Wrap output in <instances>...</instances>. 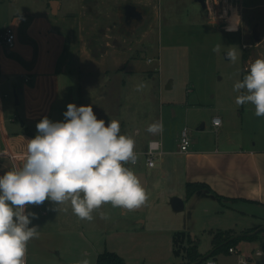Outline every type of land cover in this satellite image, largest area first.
<instances>
[{
	"label": "crops",
	"instance_id": "obj_1",
	"mask_svg": "<svg viewBox=\"0 0 264 264\" xmlns=\"http://www.w3.org/2000/svg\"><path fill=\"white\" fill-rule=\"evenodd\" d=\"M9 3L0 2V30L14 28L16 43L11 48L0 43V152L8 146L26 154L27 141L37 135L36 125L42 118L62 122L69 103L81 106V75L117 70L144 74L157 69L154 59L133 57L128 49L94 54L85 37L84 4L80 1L78 9L69 8L65 0ZM154 139L162 143L154 166L147 165L143 153L138 163L126 165L148 192L144 206L129 212L106 204L101 211L110 219L102 220L94 212L92 222L79 220L70 205L62 206L59 212L50 201L29 206L26 211L34 210L38 216L31 224L38 226V240L46 246L47 254L31 256V261L27 256V264H77L84 259L97 264L98 255L105 250L117 252L126 264H178L171 256H176L174 235L179 231L190 232L198 241L192 231L200 224L208 230L212 245L213 230L243 232L264 223V138L253 143L240 140L235 146L234 140L227 138L230 146L226 147L218 140L210 144L194 141L182 151L180 137L173 146L161 133L149 136L140 152ZM3 162L0 157V166ZM11 163L12 167L17 165ZM189 182L206 187L188 195ZM172 196L184 200L182 211L172 208ZM61 240L70 244L66 249L62 246L63 250L81 255L61 256L60 246H56ZM77 242L84 247L75 245ZM162 243L170 244V251ZM260 247L257 240L237 245L240 252L250 255L249 264H264V256L255 253ZM147 256H157L156 263Z\"/></svg>",
	"mask_w": 264,
	"mask_h": 264
},
{
	"label": "rangeland",
	"instance_id": "obj_2",
	"mask_svg": "<svg viewBox=\"0 0 264 264\" xmlns=\"http://www.w3.org/2000/svg\"><path fill=\"white\" fill-rule=\"evenodd\" d=\"M5 1L10 4V0ZM65 1L72 9H78L79 1L84 4L85 37L94 54L128 49L133 57L154 59L157 69L144 74L117 70L83 74L79 78L81 105H91L97 118L105 120L106 124L110 119L119 120L121 134L135 139V151L140 152L146 146L151 136L146 128L154 121L162 122L163 136L173 146H177L184 127L189 129L192 143L198 144L218 140L226 147L230 146L227 138L234 140V146L240 140L253 143L264 138V117H257L250 103L236 105L235 97L239 93L233 91L235 82L247 74L248 66L255 59L264 58V0H227L223 6L212 2L207 8L198 0ZM127 3L145 11L144 19L129 29L123 23V6ZM237 18L238 30L226 31L229 23ZM255 25H258L260 40L255 39ZM216 44L222 45L219 54L212 51ZM233 46L240 50L235 64L224 58V47ZM141 82H146L147 88L137 91ZM215 115L222 119L219 126L213 123ZM202 125L205 127L200 129ZM8 150L6 146L0 152L4 160L0 175L12 168L13 159ZM195 227L192 232L198 239L199 251L209 253L212 245L208 230L200 224ZM217 231H211L212 237ZM258 238H264V231ZM36 240L28 244L30 261L31 256L47 254L46 246ZM58 244L61 256L81 255L71 249L63 250L62 246L70 247V244L64 245L63 240ZM162 247L170 251V244L162 243ZM148 248L152 250L151 246ZM179 249L181 256H171L172 261L187 263L182 244ZM236 256L219 253L211 257L217 264H238ZM147 257L151 263H156L157 256Z\"/></svg>",
	"mask_w": 264,
	"mask_h": 264
},
{
	"label": "clouds",
	"instance_id": "obj_3",
	"mask_svg": "<svg viewBox=\"0 0 264 264\" xmlns=\"http://www.w3.org/2000/svg\"><path fill=\"white\" fill-rule=\"evenodd\" d=\"M239 19L229 23L226 31L238 30ZM222 45L212 51L219 54ZM224 58L235 64L237 47L225 48ZM147 88L146 82L137 91ZM236 105L252 104L257 117H264V58L255 59L242 80L235 82ZM64 121L42 118L36 125L37 135L27 141L26 155L19 167L0 175V264H27L28 244L38 239V226L31 225L38 216L26 211L45 201L70 205L79 220L92 222L95 212L107 221L103 205L129 212L144 206L149 198L139 177L126 165H135L138 154L133 136L121 134L119 120L98 119L91 105H67ZM146 131L160 135L163 124L154 121ZM67 211V208H63ZM77 264H90L89 260Z\"/></svg>",
	"mask_w": 264,
	"mask_h": 264
},
{
	"label": "trees",
	"instance_id": "obj_4",
	"mask_svg": "<svg viewBox=\"0 0 264 264\" xmlns=\"http://www.w3.org/2000/svg\"><path fill=\"white\" fill-rule=\"evenodd\" d=\"M206 186L202 184H194L189 182L187 184L188 195H192L197 189L205 188ZM218 198L221 199V196L216 194ZM256 228L247 229L245 231H252ZM264 230L250 236H240L234 239H230L237 231L232 229L227 230H218L217 233L212 237V251L211 256H215L219 253H229V249L232 246H236L241 240H252L259 241V243L264 248V238L259 239L258 237ZM180 244L184 247V258L189 262H196L201 260L208 253H201L198 248V241L192 236L188 231H179L174 235V253L176 256H181V250L179 249ZM208 251V252H210ZM210 256V257H211ZM209 258V257H208ZM207 259V258H206ZM205 260V259H204ZM202 260L201 263L204 261ZM199 263V264H201ZM97 264H126L124 258L115 251L105 250L98 255ZM184 264V263H183Z\"/></svg>",
	"mask_w": 264,
	"mask_h": 264
},
{
	"label": "built area",
	"instance_id": "obj_5",
	"mask_svg": "<svg viewBox=\"0 0 264 264\" xmlns=\"http://www.w3.org/2000/svg\"><path fill=\"white\" fill-rule=\"evenodd\" d=\"M227 0H206L207 3V7H210V3L212 2H216L219 3V5H224V3ZM0 43L2 45H5L7 47H13L16 43V32L14 30V28L12 27H5L3 29L0 30ZM213 123L215 126H219L222 124V119L220 116L215 115L213 117ZM192 140H191V136H190V132L189 129L187 127H184L181 131L180 134V148L182 151H187L189 149V147L191 146ZM161 148H162V143L160 140H151L149 141L148 147L146 150H144L143 152H137L138 154V161L140 159V155L143 153L145 154V158H146V163L149 166H154L155 165V158L156 155L159 154L161 152ZM8 155L11 157V159H13L14 162H16V166L19 167V165L22 162V159L25 157L26 154L24 153H17L14 152L12 149L9 148L8 150ZM18 161H20V164H18ZM230 253H234L237 254L239 256V262L240 264H249L250 263V255H247L245 253H242L238 250L237 245L236 246H232L229 249ZM257 255H261L264 256V248L261 245V247L259 249L256 250L255 252ZM217 260L209 257L207 259H205L201 264H217Z\"/></svg>",
	"mask_w": 264,
	"mask_h": 264
},
{
	"label": "water",
	"instance_id": "obj_6",
	"mask_svg": "<svg viewBox=\"0 0 264 264\" xmlns=\"http://www.w3.org/2000/svg\"><path fill=\"white\" fill-rule=\"evenodd\" d=\"M198 1L201 2V4L203 5L204 8H207L206 0H198ZM221 3H222V0H221ZM123 13H124V18H123L124 26H125V28L129 29L130 27L140 23L144 19L145 11L140 9L136 4L127 3L123 6ZM253 32L255 35V39L260 40L261 37H260L259 32H258V25L254 26ZM15 97H16V103H18L19 99H18V95L16 93H15ZM204 127L205 126L202 125L200 127V129H203ZM170 203L172 205V208L175 211H182L184 209V200L179 196H172L170 198ZM262 230H264V224L257 227L256 229H254L252 231H243V232L235 233L233 236H231L230 239H234V238L240 237V236L254 235V234H256ZM192 236H193V234H192ZM212 253L213 252L210 251L201 260H197L196 262L184 263V264H199V263H201L202 260L210 257L212 255Z\"/></svg>",
	"mask_w": 264,
	"mask_h": 264
}]
</instances>
